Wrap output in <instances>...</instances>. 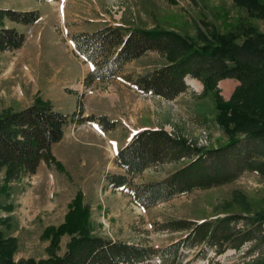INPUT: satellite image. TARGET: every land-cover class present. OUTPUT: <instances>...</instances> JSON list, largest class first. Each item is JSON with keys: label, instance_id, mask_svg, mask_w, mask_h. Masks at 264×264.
I'll return each mask as SVG.
<instances>
[{"label": "rangeland", "instance_id": "374dc122", "mask_svg": "<svg viewBox=\"0 0 264 264\" xmlns=\"http://www.w3.org/2000/svg\"><path fill=\"white\" fill-rule=\"evenodd\" d=\"M0 6L34 8L42 14L33 25H19L27 33L23 46L0 52V112L21 108L37 96L70 112L78 107L77 92H85L84 114L106 112L118 118L116 127L107 131L91 121L68 125L64 137L52 147L62 169L43 160L36 173L8 180L0 168V235L15 238L14 264L30 258L38 262L65 251L71 232L60 233L53 248L52 240L68 220L80 192L82 202L90 205L94 233L156 246L186 233L163 228L166 220L264 210V177L249 169L230 181L196 188L145 208L125 192L105 189L106 171L120 169L114 161L115 149L138 127L164 126L196 147L219 146L228 135L216 119V90L206 91L200 79L187 76V82L196 79L201 87L188 83L184 92L170 100L139 92L124 80L123 75L135 78L167 62L159 51L150 50L128 61L113 78L95 79L87 85L84 78L91 64L74 51L70 40L74 31L120 23L174 28L205 46L209 40L213 44L216 33L240 31L242 40L249 25L264 31L261 11L235 0H0ZM239 82L233 77L220 79L219 93L229 99ZM67 86L77 92L68 91ZM188 160L149 166L136 180L161 179ZM237 223L245 225L242 218ZM251 246L254 249L247 253ZM203 247L205 255L196 254L199 247L185 250L188 256L180 264H256L264 257V238L219 254L207 243ZM153 262L160 264L156 259Z\"/></svg>", "mask_w": 264, "mask_h": 264}, {"label": "trees", "instance_id": "16d2710c", "mask_svg": "<svg viewBox=\"0 0 264 264\" xmlns=\"http://www.w3.org/2000/svg\"><path fill=\"white\" fill-rule=\"evenodd\" d=\"M235 1L264 14V0ZM41 17L39 9L0 6V52L23 46L27 33L19 25H33ZM248 27L242 40L240 31L216 33L213 44L209 40L205 46L195 44L174 28L156 25L116 23L70 34L74 51L92 64L84 78L87 85L95 79L113 78L128 61L150 50L159 51L167 62L135 78L123 75L124 80L139 92L170 100L187 89V76L200 79L206 91L216 90V119L228 135L219 146L196 147L164 126L138 127L116 148L114 161L120 169L106 171L105 189L125 192L145 208L196 188L230 181L245 169L264 177V31ZM226 77L240 81L229 99L217 87V82ZM66 89L77 92L68 86ZM84 93L77 92L78 107L70 112L40 96L21 108L8 107L0 112V168L5 169L8 180L36 173L43 160L62 169L63 163L52 147L64 137L70 124L91 121L102 130L116 127L118 118L106 112L84 114ZM186 157L188 162L161 179L136 180L149 166ZM80 194L68 220L52 240L53 248L60 233L71 232L65 251L51 253L38 262L30 258L24 264H155V259L160 264H180L188 256L187 249L199 247L196 254L205 255L204 243L219 254L229 247L240 249L247 241L264 238V210L166 220L163 228L186 233L162 246L105 236L93 232L90 205L82 202ZM241 218L243 227L237 223ZM14 241V237L0 235V264H14ZM253 249L251 246L247 253ZM256 264H264V257Z\"/></svg>", "mask_w": 264, "mask_h": 264}, {"label": "bare ground", "instance_id": "6f19581e", "mask_svg": "<svg viewBox=\"0 0 264 264\" xmlns=\"http://www.w3.org/2000/svg\"><path fill=\"white\" fill-rule=\"evenodd\" d=\"M188 83L195 86L198 89L201 87L200 83L195 79H188Z\"/></svg>", "mask_w": 264, "mask_h": 264}, {"label": "crops", "instance_id": "0c3cea01", "mask_svg": "<svg viewBox=\"0 0 264 264\" xmlns=\"http://www.w3.org/2000/svg\"><path fill=\"white\" fill-rule=\"evenodd\" d=\"M230 89H232V88H230ZM85 99H86V96L84 97ZM85 99H83V102H84V104H85V102H86V100ZM83 104V105H84ZM85 107V106H84ZM143 126H146V125H143ZM107 131V130H106ZM66 134V133H65Z\"/></svg>", "mask_w": 264, "mask_h": 264}, {"label": "built area", "instance_id": "2783aa9c", "mask_svg": "<svg viewBox=\"0 0 264 264\" xmlns=\"http://www.w3.org/2000/svg\"><path fill=\"white\" fill-rule=\"evenodd\" d=\"M190 145L192 144L193 146L195 145V143L194 142H191V141H187Z\"/></svg>", "mask_w": 264, "mask_h": 264}]
</instances>
